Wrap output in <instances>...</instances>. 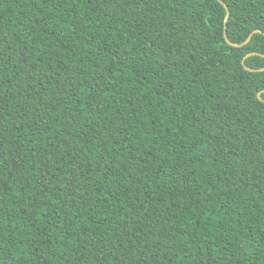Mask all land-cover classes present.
<instances>
[{
	"label": "trees",
	"instance_id": "obj_1",
	"mask_svg": "<svg viewBox=\"0 0 264 264\" xmlns=\"http://www.w3.org/2000/svg\"><path fill=\"white\" fill-rule=\"evenodd\" d=\"M0 0V264H264V0Z\"/></svg>",
	"mask_w": 264,
	"mask_h": 264
},
{
	"label": "water",
	"instance_id": "obj_2",
	"mask_svg": "<svg viewBox=\"0 0 264 264\" xmlns=\"http://www.w3.org/2000/svg\"><path fill=\"white\" fill-rule=\"evenodd\" d=\"M219 1L224 5V7H225V9H226V18H225V25H224V36H225L226 41H227L229 44H231L232 46H235V47H240V46L246 44V43L250 40V38H251V36H252V34H253L254 32H256V31H261V30H259V29H258V30H253V31L248 35V37H247L243 42H241V43H236V42H232V41H230V39L228 38L227 33H226V22H227V20H228V16H229V9H228V6H227L222 0H219ZM252 53H254V52H251V53L246 54V56H244V58L242 59V64H243L244 68H245L246 70H249V71H261V70H264V67H263V68H251V67H248V66L245 64V62H244L245 58H246L248 55L252 54ZM261 93H262V91H258V92H257V97H258L261 101L264 102V98L261 97Z\"/></svg>",
	"mask_w": 264,
	"mask_h": 264
}]
</instances>
